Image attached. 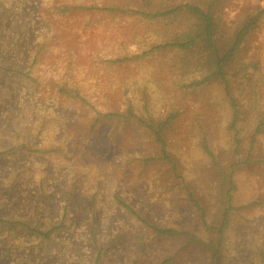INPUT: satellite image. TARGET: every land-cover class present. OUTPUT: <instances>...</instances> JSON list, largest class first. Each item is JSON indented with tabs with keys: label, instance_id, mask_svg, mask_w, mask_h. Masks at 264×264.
Returning <instances> with one entry per match:
<instances>
[{
	"label": "rangeland",
	"instance_id": "rangeland-1",
	"mask_svg": "<svg viewBox=\"0 0 264 264\" xmlns=\"http://www.w3.org/2000/svg\"><path fill=\"white\" fill-rule=\"evenodd\" d=\"M24 1L0 0V20L2 10L10 20L0 25L7 35L5 52L26 23L25 15L14 13ZM182 3L210 11L220 54L232 45L244 18L264 7V0H44L41 12L52 33L42 40L30 71V79L36 78L22 76V83L17 80L13 86L8 82L17 73L0 70V152L35 155L31 137L38 141L62 128L51 151L66 167L52 181L31 166L27 176L45 178L48 193L40 197L35 192L27 211L47 218L49 210L56 217L59 203L69 199L74 230L83 237L89 264L98 248L103 254L96 264H263L264 17L226 59L225 81L187 92L175 81L199 75V62L209 51L197 45L192 51L142 53L195 29L193 17L179 14L156 22L131 11ZM137 54L136 59L117 60ZM12 89L20 98L31 89L39 91L41 99L57 101L68 116L45 124V131L32 130L25 112L30 104L17 101L16 113L5 124ZM130 108L140 121L126 119ZM173 112L163 131L166 160L148 126ZM106 113L121 117H102ZM150 157L155 159L146 161ZM19 162L8 164L17 168ZM229 178L235 208L219 246L217 228ZM150 226L178 233L160 236ZM209 245L217 248L215 257Z\"/></svg>",
	"mask_w": 264,
	"mask_h": 264
},
{
	"label": "trees",
	"instance_id": "trees-1",
	"mask_svg": "<svg viewBox=\"0 0 264 264\" xmlns=\"http://www.w3.org/2000/svg\"><path fill=\"white\" fill-rule=\"evenodd\" d=\"M43 1L44 0H26L19 8L16 7L14 13L21 17L25 15L26 23L23 31L17 34L16 40L13 41L8 48V52H5L3 46V41L7 35L0 26V70L6 74H12L11 71L17 73V76H12L13 78L8 82L13 86L17 80L20 82L22 81V76L25 78L29 77L28 79L32 77L30 71L33 65L37 63L42 40H44L45 36L52 33L50 24L46 21L41 12L40 3L42 5ZM0 9H2L1 6ZM111 10L121 11L118 6H112ZM131 11L137 13L144 19L156 22L175 18L179 14L193 17V25L195 26V29L192 27V29H189L188 32L182 35L183 37L176 38L172 42L152 44L142 53H152L159 51L160 49L186 51L193 49L197 45L204 47V50L207 51V53L209 51V55L207 54L204 56L203 61L199 62V75L194 73L186 79L175 81V86L187 92L202 89L205 90L209 83H216L217 81L222 80L225 81L222 71L226 59L236 50L239 44L244 41L247 34L259 25L264 17V7L258 9L252 14H248L235 31L232 45L223 54H220L214 37V19L208 10H203L197 5L190 3H182L172 7H164L160 10L152 11L141 9ZM2 12L3 14L1 16L3 18L0 21L3 22H0V25L5 26L10 20L8 18V11L2 10ZM130 57L117 58V60L121 62L129 59H136L139 56L137 54V56ZM17 63H20L19 68L16 67ZM202 71L205 73H201ZM30 83V81H26V84ZM11 91L14 96L10 102H13V104L7 107L9 110H6L3 114L5 124L9 122V118L14 116L10 117L17 107V101L30 104V108H25V112L29 119L28 127H31L32 130L45 131V124L54 122V120L63 121V119L68 116L57 101L51 98L45 100L41 99L39 97V91L37 92L36 90L31 89L29 92L22 94L24 98H20L14 89ZM159 97L160 95L156 102L158 107L160 105ZM18 105L20 106V104ZM127 112L128 114L125 116L126 119L131 117L140 121L133 113V108H130ZM55 113L59 115L61 114L62 116L57 117ZM175 115L176 112H173V114L167 115L164 120L157 122V124L151 123L148 126L153 133L155 141L160 146L161 157L166 160H169V158L165 151L163 131ZM63 116L65 117L63 118ZM98 116L100 117V115ZM113 116L121 117V114L106 113L102 115V117L105 118ZM235 123L236 112H234L232 119L233 128H235ZM61 131L62 128L58 129L55 133H52V135H48L46 138H42L38 141L32 136V150H34L35 155H33L31 151L29 154L25 153V151L15 152L16 154L0 152V206L1 204L4 206V209L0 210V264H89L88 253L85 252L84 254L83 252V250L87 248L86 244L82 241L83 237L74 230V222L71 219L70 207L67 202L69 199L65 202L59 203L57 206L56 217L51 216L49 210L46 212L47 218L39 217V214L36 212L31 211V213H28L27 211L31 196L35 192L38 191L40 197H42L43 193H48V191H46L48 188L45 183V178L46 180L54 181L59 177L57 175L59 171L66 167V164L60 166L59 160L55 159L56 157L53 155L54 152L51 151L57 146L56 141L60 139L59 136L55 137V135H58ZM42 152H44V157L40 158ZM16 159L20 160L19 165L17 168H11L8 162L14 166L13 164H15ZM154 159L155 158L150 157L147 158L146 161ZM33 164H35V169L38 168L42 171L40 172L39 170H36L38 175H45L44 179L27 176V173L31 171ZM14 170L20 177L14 175ZM228 184L229 188L226 193V207L222 213L221 225L217 228L219 246L223 241L225 230L229 226L231 211L235 208L232 205L233 196L231 191L233 189V181L231 178L228 179ZM192 201L194 205L200 209L197 202H195V200ZM38 203L40 202H37L34 205L35 210H37L36 206ZM123 205L129 209L128 205ZM21 213L24 214L22 215ZM34 213L36 216H33ZM13 216L16 217L13 218ZM25 217L28 218L23 220ZM32 218L34 220H32ZM92 221L93 228L90 230V235L93 237L91 243L94 244L96 238L94 230L95 225L98 222L95 217ZM150 227L160 236H173L178 233L173 229L156 228L154 226ZM209 248L215 257L217 254V248L212 245H209ZM102 254V250L98 248V253L95 259L92 258L93 260L91 264H96L97 258ZM261 256V261L264 264V254Z\"/></svg>",
	"mask_w": 264,
	"mask_h": 264
}]
</instances>
